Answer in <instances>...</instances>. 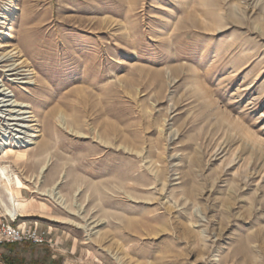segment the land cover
<instances>
[{
	"label": "rangeland",
	"instance_id": "1",
	"mask_svg": "<svg viewBox=\"0 0 264 264\" xmlns=\"http://www.w3.org/2000/svg\"><path fill=\"white\" fill-rule=\"evenodd\" d=\"M0 14V58L20 53L0 79L40 135L26 146L0 118V219L48 233L0 264H264V0H0Z\"/></svg>",
	"mask_w": 264,
	"mask_h": 264
},
{
	"label": "bare ground",
	"instance_id": "2",
	"mask_svg": "<svg viewBox=\"0 0 264 264\" xmlns=\"http://www.w3.org/2000/svg\"><path fill=\"white\" fill-rule=\"evenodd\" d=\"M2 16H4V14H0V22L3 18ZM8 26L9 27H8V29H6V31L0 30V38L4 37V41H5V45H3V46L0 45V50H2L4 48H7V49L12 48V46L9 42V40L12 38V33H11L12 28L10 25H8ZM16 57H20V53H18L16 51V49H14L10 52L5 53L3 55V57L0 58V64L1 65L9 64V63L13 62L12 60L15 59ZM23 65H24V62H21L19 64L13 63V64L7 66V68H9L7 72H10V74H11L10 76H12V77L13 76H20V69L22 68L21 66H23ZM5 86H6L5 80L0 79V118L4 117L5 121L7 120L8 122H12V123L16 124V127H19V125L22 124V130H27V133H26L27 136L23 138L24 139L23 144L26 146H32L35 144V139L39 138V136H40L37 134V133H39V131H31V129L33 127L28 126V125L25 126V124L27 123L26 122L27 118L25 116L27 114L31 115L32 113L31 112L27 113L25 111V110H27V106H25L24 103H21V102H18L17 100H15V96L12 98L10 96V94L7 93L8 91L5 89ZM23 90H25V88ZM27 92L30 94L29 91H27ZM8 109H10V111H8L9 112L8 115L4 116V114H3L5 112L4 110H8ZM7 117H8V119H6ZM32 118H34V117H31V116L28 117L29 120H32ZM30 122H33V121H30ZM30 122H28V123H30ZM29 129H30V132H28ZM19 139H21V138L19 137ZM48 167H49V164H46L41 168V170H40L41 176L44 175V173L46 172ZM0 175L6 177L5 171L1 168H0ZM18 185H20V184L18 183ZM54 189H56V188L53 187V190ZM9 193H10L9 196H11L10 200L12 202H14V195H13L12 188L9 189ZM53 196H54V199L57 202H59V204L65 205V201L61 196H57V194H55V193ZM15 208H16V206H15ZM16 212L17 211L14 210V212H11V215L14 216ZM57 222H59V221H57Z\"/></svg>",
	"mask_w": 264,
	"mask_h": 264
},
{
	"label": "built area",
	"instance_id": "3",
	"mask_svg": "<svg viewBox=\"0 0 264 264\" xmlns=\"http://www.w3.org/2000/svg\"><path fill=\"white\" fill-rule=\"evenodd\" d=\"M47 234L38 228L15 226V220L9 222L6 218L0 219V257L3 248L9 245L23 243L43 245L47 242Z\"/></svg>",
	"mask_w": 264,
	"mask_h": 264
},
{
	"label": "trees",
	"instance_id": "4",
	"mask_svg": "<svg viewBox=\"0 0 264 264\" xmlns=\"http://www.w3.org/2000/svg\"><path fill=\"white\" fill-rule=\"evenodd\" d=\"M7 264H25V263L21 262L20 260H17L16 262H12L8 260Z\"/></svg>",
	"mask_w": 264,
	"mask_h": 264
}]
</instances>
